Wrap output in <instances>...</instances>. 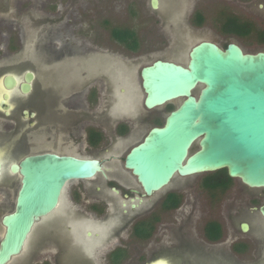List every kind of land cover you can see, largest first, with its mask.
I'll use <instances>...</instances> for the list:
<instances>
[{
  "label": "rangeland",
  "instance_id": "374dc122",
  "mask_svg": "<svg viewBox=\"0 0 264 264\" xmlns=\"http://www.w3.org/2000/svg\"><path fill=\"white\" fill-rule=\"evenodd\" d=\"M159 1V9L153 11L150 0H0V78L6 73L20 78L26 70L35 73L32 98L41 112V121L49 122L33 131L26 126L29 121L22 120L24 138L31 135L32 140H25L28 151L18 159L46 151L97 158L107 168L129 177L132 186L137 187L130 173L123 169L124 157L157 126L155 122L164 123L170 109L181 102L146 111L141 69L156 60L185 66L189 51L201 41L222 47L235 43L248 54L264 51V43L253 40V36L226 34L223 19L215 21L213 15L203 27L195 28L190 19L195 0ZM224 3L228 11L245 20L258 13L256 5L247 9L245 5L221 0L222 6ZM114 30L133 32L136 50L114 41ZM156 113L161 115L160 120L136 121L127 136L115 135V122L123 116ZM87 121L96 123L97 126L90 127L102 128L105 133L99 146L85 143L82 127H86ZM209 174L177 176L166 188L138 203L134 211H129L128 200L109 194L101 175L72 181L56 211H72L74 216L70 218L62 211L53 219L54 224L47 219L38 222L13 264H110L104 260V252L118 238L114 234L117 224L112 228L111 215L98 217L88 211L89 195L98 196L101 191L104 194L100 197L108 208L120 215V225L131 214L141 213L140 218H144L154 211L157 217L150 239L139 241L129 231L120 232L119 237L129 249L122 264H151L154 260H159L158 264H250L251 260L264 264V241L256 253H237L234 249L239 245L235 228L240 222L248 221L253 232L261 229L258 218L249 216L247 209L248 196L261 190L248 189L233 180L226 191H208L201 184ZM18 187L16 182L13 197ZM169 192L178 193L182 203L177 209L160 210L162 197ZM122 203L126 207L122 208ZM1 209L0 217L9 210ZM122 210L128 211L126 216ZM81 217L85 221L80 222ZM209 222H217L222 228V236L216 242L205 236ZM86 232L96 237H89ZM2 234L3 229L0 237Z\"/></svg>",
  "mask_w": 264,
  "mask_h": 264
},
{
  "label": "water",
  "instance_id": "95a60500",
  "mask_svg": "<svg viewBox=\"0 0 264 264\" xmlns=\"http://www.w3.org/2000/svg\"><path fill=\"white\" fill-rule=\"evenodd\" d=\"M151 6L157 10L158 0ZM140 78L147 110L181 100L164 125L151 128L125 157L124 168L136 177L142 196H153L177 176L220 170L264 191V51L244 53L235 43L222 50L201 41L189 51L185 66L156 60L141 69ZM16 79L7 76L5 86L13 90ZM33 80L27 72L23 94ZM12 171L19 174L20 186L14 211L2 218L0 264L22 253L35 224L57 209L68 183L106 176L97 159L55 152L26 156ZM259 212L264 219V203Z\"/></svg>",
  "mask_w": 264,
  "mask_h": 264
},
{
  "label": "flooded vegetation",
  "instance_id": "af4514ba",
  "mask_svg": "<svg viewBox=\"0 0 264 264\" xmlns=\"http://www.w3.org/2000/svg\"><path fill=\"white\" fill-rule=\"evenodd\" d=\"M224 1H227L228 3L245 5V8H247V9L256 5L258 13L251 14L252 11H248L252 16H255V17L250 16V18L245 20L240 15H235V13H231L230 11H228L225 3L223 4L224 6H222L221 0H195L192 15L190 17L191 23L194 25V27L195 28L203 27V25L207 21V18L211 17L212 15H213V18L215 21H217V20L221 21L223 19L224 25L230 20H235V21H238L240 23H245V24L249 25L250 30H249L248 34L245 36H247V37L253 36V38H254V39L252 38L253 40H256L258 43L263 44L264 43V0H224ZM150 6H151V0H150ZM159 6H160V1L158 0L157 10L159 9ZM151 9H152V6H151ZM157 10H153V11H157ZM223 28H224V26H223ZM215 44L219 48H221L222 50H224L228 46V44L226 45V47H222L217 43H215ZM239 47L245 53L244 49L241 46H239ZM1 71L2 70H0V72ZM27 72H29V71L26 70L20 78L19 77L17 78L18 83L16 84V87L13 90L8 89L4 84V79L7 76H13L14 77L13 74L6 73V74L2 75V77L0 78V88L3 91V93H1L2 97L0 100V126L5 131V133L0 132V215L3 212V210L1 209L2 207H3L4 211L7 210L6 208L9 209L6 214H4L3 216L0 217V230L3 229V233H4V226L2 225V218L5 215L10 214L14 211L17 192H18V190H17L15 197H13L14 186H15L16 182H18L19 186H20L19 174L13 173L12 167L18 166L20 161L26 156L44 153V152H38V153L28 154V155L22 157L21 159H18L21 156V154H23L25 151L26 152L28 151L27 150L28 144L25 142V140L26 141H27V139L32 140L31 135L30 136L27 135L26 138H24V136H25L24 131L26 129H25V126L22 125L23 124L22 120L23 121L24 120L29 121V123L26 124V126H28L33 131H35L37 129L39 130L41 127L47 126L49 123L45 120L41 121V119H42L41 118V112L35 106L33 98H32V95L35 92V80H36V75L32 71L31 72L34 74V80L28 84L30 86V91L26 94H23L21 92L20 85H21V83L26 82L25 81V74ZM0 75H1V73H0ZM143 107H144V105H143ZM144 109L146 111H152V110H147L145 107H144ZM14 110H19L20 113H18V114H17V112L14 113ZM172 110H174L173 107L170 109L169 113ZM146 115H143V116L137 115L136 117H133L132 115L123 116L122 118H120L119 120H117L115 122V127H114L115 135L117 137L127 136L130 133L131 129L135 126L136 121L145 122L147 120H149V121L160 120V118H161V115H159L158 113L151 114V116H149V115L146 116ZM164 122H165V119H164ZM81 123H84V121H82ZM155 123L157 126H154V127H162L164 125V123H162L160 125L159 124L160 122H155ZM93 124H95L97 126L96 123H92V121H89L86 124V127L85 128L82 127V129L85 132V143H87L91 147H96L102 143L103 138L105 137V133L102 130V128L93 129V127H90L91 125L93 126ZM6 131L9 133L7 134ZM93 139H97V140H95V142L92 143ZM69 155H71V154H69ZM72 156H74V155H72ZM75 157H77V156H75ZM125 157L123 160V169L130 173L131 177L137 183V187L132 186V184L130 183L129 177L126 178L122 172H114V170H112L111 168H107L104 165V162L102 160L97 159V158H90V159H97V160L101 161V163L105 167L106 176L103 177L101 175V177L105 179L104 181H105L106 187L109 189V194L112 195L113 197H122V199L124 201L128 200L130 202L129 211H134V210H136V208H138V203L139 204L143 203V200L147 199L148 197L142 196L143 190H142L141 186L139 185V183L137 182L136 177L132 175L131 171L126 170L124 168ZM79 158H81V157H79ZM204 180H206V179H203L202 182H204ZM233 180H238V179H232V182H233ZM129 183L131 185H129ZM239 183L242 184L240 181H239ZM18 189H19V187H18ZM71 193H73V191ZM97 194H99V195L98 196H96L95 194L89 195V199H88L89 214L95 215L98 217L101 215H103V216H105V215L110 216L111 215V216H113V220H114V222L112 223L113 224L112 228H114L113 226L115 224H117L116 225L117 228H115L114 234L118 238L112 244L108 245V248L104 252V254H105L104 260L110 264H122L125 261V259L128 258L129 249H128L127 245H124L122 237H119L120 232L123 230H125L126 232L129 231L130 235H132V237L136 238L139 241L150 239V237L153 234L152 232L154 231V223L152 224L153 230L150 232V234L148 236L146 235L145 238H140L138 236H135L134 235V229L136 227H139L141 224H144V223L147 224L149 222H152L153 220L156 222L157 221L156 214L153 211L152 213H150V215H148L147 217H144V218H140L141 215H139V214H141V213H139L138 215H132L131 214V216H129V218L127 219L126 223L120 225L119 224V219H121L120 215L118 213H116L112 207L108 208V203L102 197H100L101 194L102 195L104 194V192L101 191V194H100V192H98ZM172 194L179 196V198L181 200L180 204L174 209H177L181 205L182 197L178 193L169 192L165 196L162 197V201L160 204V210H163V211L172 210V209H164L163 208L164 200L169 195H172ZM263 195H264V191L261 190V193L250 195L247 198L248 215L249 216H256L258 218V220L260 222L261 229L257 230L256 232H253L252 228H251V224L248 221L240 222L238 224V226L235 228V238L237 239L236 242H239V245H236L234 247V249L237 253H246V252L248 253L249 250L251 252H253L255 250V253H256L257 249H258V245L260 244V242L264 241V219L259 212V208L264 203V202L261 203ZM73 198L74 197H72V199ZM60 201H61V199H60ZM7 205H8V207H6ZM59 205H60V203H59ZM59 205L56 209L57 211H58ZM132 205H135V207L132 208ZM121 206H122V208L126 207V204L122 203ZM55 211L53 213H51L49 216L43 218V220L47 219V222H50V223L52 222L54 224V223H56V221L53 219L56 217V215L58 213H60L62 211H65V215L69 216L70 218H72V216H74L72 211L67 212L66 210H62L59 212L56 211L57 213ZM113 211H114V213H113ZM127 212L128 211H126V210H122V213L125 216L127 215ZM128 215H130V214H128ZM83 220L84 219L81 217L80 222H82ZM117 221H118V223H117ZM69 222H71V221H69ZM215 223H217V222H215ZM243 224L247 225L246 231L242 230ZM218 225L220 226V224H218ZM220 229L222 232L221 226H220ZM101 232H103V231H101ZM88 233H90V232H86L87 236H88ZM103 233H105V232H103ZM204 233H205V230H204ZM89 237L95 238L96 235L95 234L92 235V233H91V235ZM1 238H2V236L0 237V241H1ZM209 241H211V240H209ZM211 242H216V241H211ZM108 243H109V241H108ZM255 256H256V254H255ZM16 257H18V256H16ZM13 260H14V258H12L7 264H13V262H14ZM157 262H159V260H154V262L151 264H155ZM250 264H254V261L251 260Z\"/></svg>",
  "mask_w": 264,
  "mask_h": 264
},
{
  "label": "trees",
  "instance_id": "16d2710c",
  "mask_svg": "<svg viewBox=\"0 0 264 264\" xmlns=\"http://www.w3.org/2000/svg\"><path fill=\"white\" fill-rule=\"evenodd\" d=\"M249 25L240 23L235 20L228 21L223 28L226 34H232L237 36H245L249 32ZM112 38L117 43L125 46L131 51L136 50V36L129 30H114L112 31ZM97 139H93L92 143ZM232 184V179L228 176L226 170H220L215 173H211L207 176L206 180L202 182V187L208 191H226ZM181 200L179 196L175 194L169 195L163 202L164 209H174L180 204ZM152 222L147 224H141L134 229V235L140 238H145L153 230ZM205 236L208 240L217 241L221 238L222 232L218 223L210 222L205 226Z\"/></svg>",
  "mask_w": 264,
  "mask_h": 264
},
{
  "label": "bare ground",
  "instance_id": "6f19581e",
  "mask_svg": "<svg viewBox=\"0 0 264 264\" xmlns=\"http://www.w3.org/2000/svg\"><path fill=\"white\" fill-rule=\"evenodd\" d=\"M18 89V88H17ZM19 90V89H18ZM1 93H3V91L1 90V88H0V100H1ZM158 264V263H157Z\"/></svg>",
  "mask_w": 264,
  "mask_h": 264
}]
</instances>
